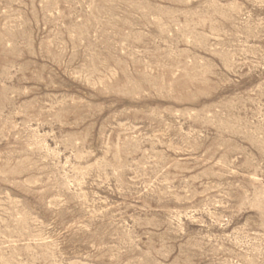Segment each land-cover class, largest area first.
I'll return each instance as SVG.
<instances>
[{
    "label": "rangeland",
    "instance_id": "374dc122",
    "mask_svg": "<svg viewBox=\"0 0 264 264\" xmlns=\"http://www.w3.org/2000/svg\"><path fill=\"white\" fill-rule=\"evenodd\" d=\"M0 264H264V0H0Z\"/></svg>",
    "mask_w": 264,
    "mask_h": 264
}]
</instances>
